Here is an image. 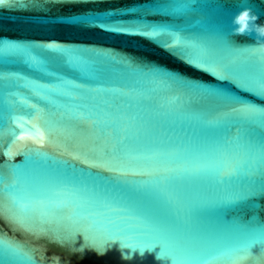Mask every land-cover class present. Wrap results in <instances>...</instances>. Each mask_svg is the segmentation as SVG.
Returning <instances> with one entry per match:
<instances>
[{"label": "water", "instance_id": "obj_1", "mask_svg": "<svg viewBox=\"0 0 264 264\" xmlns=\"http://www.w3.org/2000/svg\"><path fill=\"white\" fill-rule=\"evenodd\" d=\"M256 24L264 0L0 4V264H264Z\"/></svg>", "mask_w": 264, "mask_h": 264}, {"label": "snow or ice", "instance_id": "obj_2", "mask_svg": "<svg viewBox=\"0 0 264 264\" xmlns=\"http://www.w3.org/2000/svg\"><path fill=\"white\" fill-rule=\"evenodd\" d=\"M5 3V0H0V4H4ZM228 46L229 47H234L232 46L230 43H228ZM241 51H250V50H247V49H240ZM252 52H258V53H261L259 51V49H256L255 51H252ZM262 54V53H261ZM187 63H189L192 67L196 68L197 70H200V71H204V72H208L207 69L205 68H202L200 67L199 65H196V64H193V63H190L188 61H186ZM211 74V73H210ZM212 75V74H211ZM218 80H229L230 82L236 84V86L238 88H240L241 90L245 91V92H250V89L248 88H244L242 87L240 84H238L235 80H232L230 79L229 77L227 76H220L218 75L216 77ZM259 88L261 90H264V83H261L259 85ZM244 107H247V105H245ZM252 197L256 198V197H261V198H264V190L262 191H259V192H256V193H253L252 194ZM27 230V229H26ZM163 246H156V247H153V248H144L143 250H140V249H136V251H139V252H145V251H151L155 254H158L159 256V259L162 261V264H169V261H170V257H168L167 255H161V253L163 252ZM256 256V259H264V247H262L258 253L255 254ZM253 258V252L251 250V248H249L248 250H246L245 252L242 253V255L239 257L240 261L241 262H244V261H248L250 259Z\"/></svg>", "mask_w": 264, "mask_h": 264}, {"label": "clouds", "instance_id": "obj_3", "mask_svg": "<svg viewBox=\"0 0 264 264\" xmlns=\"http://www.w3.org/2000/svg\"><path fill=\"white\" fill-rule=\"evenodd\" d=\"M258 19L253 15L250 9H243L233 19V24L236 26L233 30L234 35L250 34V24L254 23ZM254 30L261 37H264V24L254 25ZM259 51L264 54V46L260 47Z\"/></svg>", "mask_w": 264, "mask_h": 264}]
</instances>
